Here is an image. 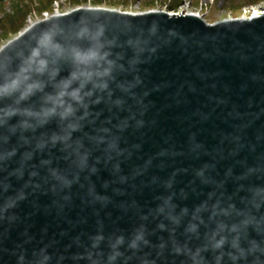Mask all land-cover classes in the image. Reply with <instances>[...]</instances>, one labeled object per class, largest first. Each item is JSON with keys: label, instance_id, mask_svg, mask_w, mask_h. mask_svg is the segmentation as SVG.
<instances>
[{"label": "water", "instance_id": "95a60500", "mask_svg": "<svg viewBox=\"0 0 264 264\" xmlns=\"http://www.w3.org/2000/svg\"><path fill=\"white\" fill-rule=\"evenodd\" d=\"M0 264H264V15L77 9L4 46Z\"/></svg>", "mask_w": 264, "mask_h": 264}, {"label": "rangeland", "instance_id": "374dc122", "mask_svg": "<svg viewBox=\"0 0 264 264\" xmlns=\"http://www.w3.org/2000/svg\"><path fill=\"white\" fill-rule=\"evenodd\" d=\"M99 7L123 13L194 14L215 24L251 16L255 9H264V0H0V50L47 14Z\"/></svg>", "mask_w": 264, "mask_h": 264}, {"label": "bare ground", "instance_id": "6f19581e", "mask_svg": "<svg viewBox=\"0 0 264 264\" xmlns=\"http://www.w3.org/2000/svg\"><path fill=\"white\" fill-rule=\"evenodd\" d=\"M91 9H103V8H91ZM154 11V10H153ZM70 12H72V11H70ZM70 12H68V13H70ZM122 12V11H121ZM152 12V11H151ZM68 13H64V12H60V11H58L56 14H54V15H52V14H48L46 17H44L42 20H45L46 18H51V16H54V17H56V16H62V15H66V14H68ZM128 14H138V13H134V12H131V13H128ZM140 14V13H139ZM169 14V13H168ZM170 15H175L174 13H170ZM181 15V14H180ZM183 15H185L184 13H183ZM189 15V14H188ZM190 15H192V14H190ZM264 15V9L263 10H256V11H254V12H252V14H251V16H247V17H244L243 18V20H248V19H251V18H258V17H262ZM192 16H195V17H199V16H197V15H192ZM199 18H201V17H199ZM42 20H38L37 22H39V21H42ZM239 20H242V19H239ZM32 24H36V22H33ZM31 24V25H32ZM31 26H29V28H30ZM21 35V34H20ZM19 35V36H20Z\"/></svg>", "mask_w": 264, "mask_h": 264}, {"label": "built area", "instance_id": "2783aa9c", "mask_svg": "<svg viewBox=\"0 0 264 264\" xmlns=\"http://www.w3.org/2000/svg\"><path fill=\"white\" fill-rule=\"evenodd\" d=\"M247 11H248V10H247ZM254 11H256V9H255ZM47 15H48V14H47ZM51 17H52V16H51ZM47 19H48V18H46V20H47ZM33 22H34V21H33ZM33 22H31V24H32ZM39 22H40V21H39ZM37 23H38V22H37ZM37 23H36V24H37ZM31 24H30V26L35 25V24H32V25H31Z\"/></svg>", "mask_w": 264, "mask_h": 264}, {"label": "trees", "instance_id": "16d2710c", "mask_svg": "<svg viewBox=\"0 0 264 264\" xmlns=\"http://www.w3.org/2000/svg\"><path fill=\"white\" fill-rule=\"evenodd\" d=\"M19 6L17 5V8H18Z\"/></svg>", "mask_w": 264, "mask_h": 264}]
</instances>
